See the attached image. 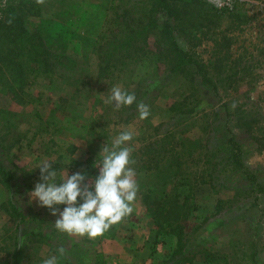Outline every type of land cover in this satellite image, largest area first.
Masks as SVG:
<instances>
[{
  "label": "rangeland",
  "instance_id": "obj_1",
  "mask_svg": "<svg viewBox=\"0 0 264 264\" xmlns=\"http://www.w3.org/2000/svg\"><path fill=\"white\" fill-rule=\"evenodd\" d=\"M119 1L123 6L131 0H76L88 7L78 15L79 19L70 15L72 22L61 29L68 30L73 46L56 41L60 33L55 24H44V35L52 40L55 52L66 53L78 63L75 67L65 64L39 76L27 88L22 104L16 103L0 82V156L16 176L10 190L0 185V259L14 251L15 242L23 250V264H41L49 255L58 254L61 247L70 257L90 252L88 236L57 231L55 217L28 199L27 191L39 176L35 167L41 160H51L61 172L69 166V172L81 170L94 175L100 146L118 132L131 130V166L136 171L139 190L140 182L145 181L139 174L144 175L148 167L162 165L171 148L180 149L174 139L183 140L188 149H193L191 156L184 153L182 175L192 181H205L191 189L197 210L185 222L182 247L191 250L185 254L191 258L185 264H205L199 253L202 250L223 254V264H264V0H222L221 7L208 0L225 13L218 20L219 25L206 34L208 39L201 34L197 45L193 39H180V44L197 61L209 64L214 62L217 48L213 32L217 37L224 34L231 38L229 59L214 78L216 89L202 84L197 76V92L187 102L195 111L176 115L166 108L186 92L189 81L167 77L163 87L153 91L158 80L153 56L132 61L124 70L107 77L98 75V47L110 38L111 9ZM132 1L133 5L140 4V0ZM55 10L47 9L45 16H52ZM37 22L38 18H31L29 28ZM154 39L153 35L149 37L150 46ZM127 54L135 55L132 49ZM206 71L212 74L211 68ZM113 87L135 92L137 100L149 106V117L139 119L135 104L119 109L106 104ZM229 139L239 142L250 180L224 163L229 156L225 148ZM171 186L170 183V193ZM180 191L182 195L188 193L186 186H180ZM7 202L15 203L21 214H11ZM134 210L137 219L146 220L142 217L145 211L139 191ZM116 224L106 231L107 235L115 231ZM40 232L44 236L37 235ZM45 235H49V240ZM156 235L155 244L161 240L164 244L158 247L170 257L178 248L176 237ZM70 244L80 249L73 251ZM65 255L59 257L57 264H84L73 263ZM98 255L93 251L89 264H109Z\"/></svg>",
  "mask_w": 264,
  "mask_h": 264
},
{
  "label": "trees",
  "instance_id": "obj_2",
  "mask_svg": "<svg viewBox=\"0 0 264 264\" xmlns=\"http://www.w3.org/2000/svg\"><path fill=\"white\" fill-rule=\"evenodd\" d=\"M75 1L0 0V82L16 103L24 102L27 88L39 76L48 75L65 64L75 67L78 63L76 58L66 53L55 52L52 40L44 35L43 27L47 23L55 24L60 33L56 41L65 43V46L67 43L73 46L67 36L68 30L61 29L65 23L72 22L70 15H77L76 18L79 19L78 15L88 7L79 4L80 0H77V3ZM131 2L133 1L121 6L119 1L111 9L112 16L109 21L113 24V30L110 31V38L98 47V75L107 77L114 71L124 70L143 57L153 56V63L157 67L154 73L158 79L152 88L153 91H159L167 77L189 81L186 92H182L180 99L172 102L166 111L171 115L195 111L194 106L190 107L187 103L189 96L197 92L195 80L199 76L202 84L216 89L214 78H217L220 70L227 65L225 63L229 59L231 38L224 34L217 37L213 32V43L217 48L214 49V62H210V65L197 61L188 49L181 46L180 39L197 40L194 42L196 45L201 41L202 35L208 39L206 34L210 30L214 31L219 25L218 20L225 13L220 12L208 0H140V4L135 5ZM51 8L56 9L54 14L45 16L47 9ZM60 15H65V18L59 17ZM84 17L82 15V19ZM31 18L39 19L34 28H29ZM151 35L155 37L152 46L149 44ZM129 49H132L135 55H128ZM217 61L220 64H217ZM207 68H211L212 74L206 71ZM189 89L194 92L188 93ZM163 138L165 136L160 139ZM173 142L179 146V150L171 148L162 165L159 163L155 169L148 167L144 175L139 174L145 180L140 182L139 197L145 214L156 227L155 235L173 234L177 239L178 248L168 257L165 264H185V261L191 260L185 256L186 252L191 250L185 251L182 247L185 222L197 210L191 189L205 180L192 181L188 176L182 175L184 153L191 156L193 149H188L181 139L176 138ZM225 148L229 156L224 163L250 180V173L241 159L242 149L239 142L229 139ZM15 177V173L6 166L0 156V185L10 190ZM170 183L171 193L168 191ZM180 186H186L188 193L182 195ZM6 204H10L11 210L8 211L11 214H21L15 203ZM37 235L44 236L41 232ZM44 238L49 240V235ZM13 250L7 252V257L0 259V264H23V250L19 243L15 242ZM199 253L201 262L205 264H223L225 259L223 254L216 251L202 250ZM192 257L194 258L195 254H192Z\"/></svg>",
  "mask_w": 264,
  "mask_h": 264
},
{
  "label": "clouds",
  "instance_id": "obj_3",
  "mask_svg": "<svg viewBox=\"0 0 264 264\" xmlns=\"http://www.w3.org/2000/svg\"><path fill=\"white\" fill-rule=\"evenodd\" d=\"M214 2L217 7L222 6V0ZM105 103L117 109L135 104L141 120L150 115L149 106L138 101L135 92L121 87H113ZM133 135V131L123 130L100 146L94 160V175L81 170L69 172V166L61 172L54 167V161H39L35 167L39 176L27 191L28 199L55 217L54 227L59 232L89 238L104 234L133 212L138 195L136 171L131 166L133 149L129 144ZM64 251L59 248L58 254L49 255L41 264H57Z\"/></svg>",
  "mask_w": 264,
  "mask_h": 264
},
{
  "label": "crops",
  "instance_id": "obj_4",
  "mask_svg": "<svg viewBox=\"0 0 264 264\" xmlns=\"http://www.w3.org/2000/svg\"><path fill=\"white\" fill-rule=\"evenodd\" d=\"M125 220L115 225V231L107 235L105 232L95 238H89L90 252H79L69 255L71 261L79 263H90L93 251L100 255L102 262L113 264H165L169 253L161 251L158 246H163V242H154L156 232L153 230L154 225L147 215L137 219V210L129 214ZM136 217V218H135ZM135 218V219H134ZM148 219V220H147ZM82 246V244H80ZM70 247L72 244H70ZM80 248L75 246L73 251ZM156 249V250H155ZM82 251V250H81ZM169 251V250H168ZM86 252V253H85ZM98 255V256H99Z\"/></svg>",
  "mask_w": 264,
  "mask_h": 264
}]
</instances>
